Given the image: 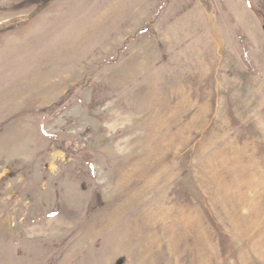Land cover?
<instances>
[{
	"label": "rangeland",
	"instance_id": "1",
	"mask_svg": "<svg viewBox=\"0 0 264 264\" xmlns=\"http://www.w3.org/2000/svg\"><path fill=\"white\" fill-rule=\"evenodd\" d=\"M0 264H264V0H0Z\"/></svg>",
	"mask_w": 264,
	"mask_h": 264
}]
</instances>
